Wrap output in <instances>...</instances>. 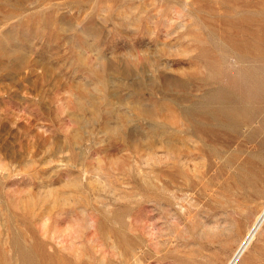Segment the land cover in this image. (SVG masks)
Listing matches in <instances>:
<instances>
[{
  "label": "rangeland",
  "instance_id": "374dc122",
  "mask_svg": "<svg viewBox=\"0 0 264 264\" xmlns=\"http://www.w3.org/2000/svg\"><path fill=\"white\" fill-rule=\"evenodd\" d=\"M242 72L250 107L264 0H0V264H229L264 207V101L236 130L193 115Z\"/></svg>",
  "mask_w": 264,
  "mask_h": 264
},
{
  "label": "bare ground",
  "instance_id": "6f19581e",
  "mask_svg": "<svg viewBox=\"0 0 264 264\" xmlns=\"http://www.w3.org/2000/svg\"><path fill=\"white\" fill-rule=\"evenodd\" d=\"M245 44H239L237 48V53L244 54ZM243 72L239 77H230L227 81V85L221 91L220 98H223V102L220 103L219 106L211 105L210 109L204 113L203 115H199L195 113L193 115V119L196 120L199 118V121L204 119V122L207 126L202 127V130L205 133H211L214 129L209 128L208 125L216 122L218 126L220 125L224 129H238L241 126L250 124V120L258 109V104L264 101V82L260 79V76L253 75V82L250 84L251 91L255 93L256 99L253 101V104L248 107L245 102L249 100L245 99L246 89L242 86L241 78H243ZM235 88L237 91H242L243 96L238 98L237 96H233L229 90ZM224 112V113H222ZM252 121V120H251ZM262 147L264 148V142H262ZM264 226V207H260L250 228L248 229V233L246 234L244 241L242 242L238 252L235 257L230 260L229 264H238L243 258L245 252L248 250L260 230Z\"/></svg>",
  "mask_w": 264,
  "mask_h": 264
}]
</instances>
